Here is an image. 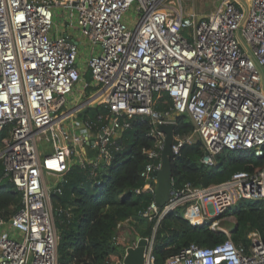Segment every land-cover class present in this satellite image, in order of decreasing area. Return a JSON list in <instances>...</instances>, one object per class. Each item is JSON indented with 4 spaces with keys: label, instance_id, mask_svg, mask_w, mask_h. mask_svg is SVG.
<instances>
[{
    "label": "built area",
    "instance_id": "2783aa9c",
    "mask_svg": "<svg viewBox=\"0 0 264 264\" xmlns=\"http://www.w3.org/2000/svg\"><path fill=\"white\" fill-rule=\"evenodd\" d=\"M161 91L172 104L164 112L152 105ZM96 104L108 110L100 125L79 124ZM136 115L149 118L155 140L135 190L152 196L138 216L156 219L154 232L178 208L191 226L222 233L220 219L239 202L264 209V167L203 188L173 183L166 205L154 202L165 139L157 127L176 126L179 116L194 132L174 134L175 157L198 137L207 165L224 149L264 158V0H217L206 16L185 12L182 0H0V161L2 178L22 194L16 214L0 211V264H58L50 197L61 188L50 181L65 182L74 163L108 160ZM154 232L144 238L143 264H155ZM125 255L107 264H123ZM164 264H264V240L254 233L247 247L229 236L213 247L191 244Z\"/></svg>",
    "mask_w": 264,
    "mask_h": 264
},
{
    "label": "trees",
    "instance_id": "16d2710c",
    "mask_svg": "<svg viewBox=\"0 0 264 264\" xmlns=\"http://www.w3.org/2000/svg\"><path fill=\"white\" fill-rule=\"evenodd\" d=\"M90 80V74L83 76ZM152 105L159 112L171 108V100L163 91L153 95ZM108 114L101 104L88 107L79 113V119L96 123L99 115ZM115 143L119 150L113 151L108 160L98 166L73 164L60 183L61 194L50 197L55 212L54 226L59 235L57 244L58 264H107L124 256L126 248L133 246L137 237L149 238L153 234L156 219L148 221L138 216L148 208L150 193H135L144 186L139 174L146 165L147 151L154 148L155 140L149 135L151 124L148 117L133 116L128 120ZM100 125V124H99ZM175 135H193L194 129L187 116L176 120ZM92 154L89 153V156ZM206 155L201 140L196 137L184 144L172 159L174 187L189 184L203 188L221 184L235 172H251L264 167V158L254 157L251 152L224 149L216 155L213 165L202 162ZM158 163V161H157ZM0 161V211L5 217L21 209L22 194L16 191L7 178H2ZM234 217L237 229L231 239L236 246L247 247L249 232L258 233L264 240V209L261 201H241L228 210ZM224 214V215H225ZM227 235L211 229L209 223L191 226L178 208L162 218L154 232L152 253L155 264L165 261L191 244L213 247L225 240Z\"/></svg>",
    "mask_w": 264,
    "mask_h": 264
},
{
    "label": "water",
    "instance_id": "95a60500",
    "mask_svg": "<svg viewBox=\"0 0 264 264\" xmlns=\"http://www.w3.org/2000/svg\"><path fill=\"white\" fill-rule=\"evenodd\" d=\"M175 124L160 125L157 127L165 135L164 146L160 152V166L155 171L156 179H158L157 187L154 195V202L159 207H164L169 196L173 193L172 178V159L175 157L171 152V147L177 144L174 138ZM65 185V182H63ZM147 245V240L144 238L137 237L136 245L128 247L125 250V257L123 264H143L144 263V250Z\"/></svg>",
    "mask_w": 264,
    "mask_h": 264
},
{
    "label": "rangeland",
    "instance_id": "374dc122",
    "mask_svg": "<svg viewBox=\"0 0 264 264\" xmlns=\"http://www.w3.org/2000/svg\"><path fill=\"white\" fill-rule=\"evenodd\" d=\"M203 1H204V3H203L202 5L205 7V9L203 8L204 11H205V10L212 11V10L214 9V7L217 6V0H203ZM183 2H186V0H183ZM197 3H198V0H193V3H191V5H192V6L195 5V6H196L195 8L199 9V8H198L199 5H198ZM189 4H190V3H189V1H188L187 5L189 6ZM190 7H191V6H190ZM196 11H197V10H196ZM131 19H133V17H132ZM81 41H82V40H80V42H81ZM80 44H81V43H80ZM84 44L87 45V43H85V42H84ZM85 51H86V50H85ZM85 51L82 52V50H81V53L86 54ZM84 56H85V55H84ZM84 56H83V57H84ZM195 138H196V137H194V139H195ZM48 146H49V145H47L45 142H42V144L40 145L41 148H48ZM48 181H50V180H48ZM50 183L52 184L51 181H50ZM218 225H219V227H221L222 230H224V232H226L227 236H229L230 238H231V232H232V230L238 228V226H237V224H236V221H235L234 217L231 216V215H229V214H227V215L225 214V215L220 219ZM253 234H254L253 232H249V233L247 234L246 238L251 239L252 236H253ZM231 240H232V239H231Z\"/></svg>",
    "mask_w": 264,
    "mask_h": 264
},
{
    "label": "crops",
    "instance_id": "0c3cea01",
    "mask_svg": "<svg viewBox=\"0 0 264 264\" xmlns=\"http://www.w3.org/2000/svg\"><path fill=\"white\" fill-rule=\"evenodd\" d=\"M188 1H189V6L187 5V3H188ZM191 3H193V0H186V2H183V0H182V6L184 7V11L185 12H189V11H193V9L194 10H197V12L200 14V15H208L209 13H211L212 11H208V10H205L204 11V9H205V7L202 5L203 3H204V1L203 0H198V5H199V9H197V8H195L196 6L195 5H191ZM191 6V7H190ZM204 8V9H203ZM215 8V7H214ZM93 107V106H92ZM76 120L79 122V124L81 123V122H83V120H81V119H79V116H77V118H76ZM62 182V180L60 179V178H55V179H52V183H56L57 185H59L60 183Z\"/></svg>",
    "mask_w": 264,
    "mask_h": 264
},
{
    "label": "bare ground",
    "instance_id": "6f19581e",
    "mask_svg": "<svg viewBox=\"0 0 264 264\" xmlns=\"http://www.w3.org/2000/svg\"><path fill=\"white\" fill-rule=\"evenodd\" d=\"M176 1H177V0H168V2H169L170 4H172V5H176Z\"/></svg>",
    "mask_w": 264,
    "mask_h": 264
}]
</instances>
